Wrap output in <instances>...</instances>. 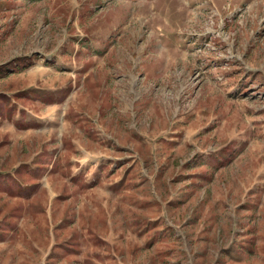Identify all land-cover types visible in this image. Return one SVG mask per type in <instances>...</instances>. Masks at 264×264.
Here are the masks:
<instances>
[{"label": "rangeland", "instance_id": "obj_1", "mask_svg": "<svg viewBox=\"0 0 264 264\" xmlns=\"http://www.w3.org/2000/svg\"><path fill=\"white\" fill-rule=\"evenodd\" d=\"M0 264H264V0H0Z\"/></svg>", "mask_w": 264, "mask_h": 264}]
</instances>
